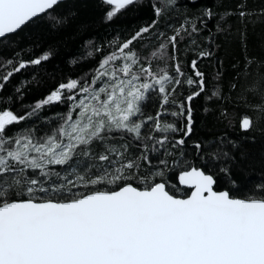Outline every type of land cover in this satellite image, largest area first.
Here are the masks:
<instances>
[{
	"label": "snow or ice",
	"instance_id": "snow-or-ice-1",
	"mask_svg": "<svg viewBox=\"0 0 264 264\" xmlns=\"http://www.w3.org/2000/svg\"><path fill=\"white\" fill-rule=\"evenodd\" d=\"M63 2L0 0V43L42 15L52 30L63 28L74 15L57 11ZM141 2L100 0L105 22ZM177 6L178 0H149L150 23L123 40L86 42L73 63L99 57L88 73L58 83L24 115L0 109V264H264V197L216 190L218 174L235 184L231 164L240 142L223 135L188 143L194 101L207 93L206 101L220 102L223 95L198 67L212 56L211 31L208 50L198 41L212 10L161 24ZM245 8L227 15L243 22L252 15ZM224 20L217 32L226 31ZM181 44L195 56L190 62L178 55ZM25 54L21 49L0 61V72L11 69L0 74V92L14 75L53 55L46 50L25 60ZM256 63L246 58L237 67L231 91L244 111L235 124L227 108L217 109L227 127L243 133L264 121V62L254 72ZM29 83L14 88L16 101ZM149 102L154 114H145ZM54 106L64 110L43 115ZM189 147L203 167L188 160ZM171 171H179V185L190 194L172 193Z\"/></svg>",
	"mask_w": 264,
	"mask_h": 264
},
{
	"label": "trees",
	"instance_id": "trees-1",
	"mask_svg": "<svg viewBox=\"0 0 264 264\" xmlns=\"http://www.w3.org/2000/svg\"><path fill=\"white\" fill-rule=\"evenodd\" d=\"M240 4H245L244 10L252 13L243 22L238 15H227L229 12L235 13ZM205 9H211L214 15L208 22V29L198 37L201 49H209L206 39L209 30L215 39L211 45L212 56L199 61L198 67L205 74L208 86L216 87L222 92L223 100L209 103L205 99L207 95L205 93L194 101V132L188 143L190 145L195 140L211 143L214 138L223 135L240 142L242 152L236 153L237 159L231 164L232 180L235 184L225 179L222 174H218L216 190H228L231 196L239 198L264 197V191L258 188L264 185V121L254 126L251 131L243 133L238 127H227L226 123L218 118L217 111L227 108L230 119L235 117L233 124L239 119V113L244 111L243 106L235 103L238 98L237 92L231 91V85L235 82L237 67H243L246 58L257 61L253 65L254 72L258 71L259 64L264 62V15L261 14L264 11V0H178L175 12L171 17L162 18L161 24H179L185 15L200 16ZM57 11L74 14L63 28L52 30L48 27L47 17L42 15L40 19L34 20L13 34L9 40L0 43V61L12 58L14 53L21 49H25L26 53L30 52L23 56L25 60L39 56L46 50L53 53L47 62L25 69L11 78L3 92H0V98H5L3 103H0V109L10 107L18 115H24L28 105L42 99L58 83L68 78L82 77L94 67L99 57L87 62L73 63L85 52L86 42L93 41L96 45H106L117 35L121 40L126 39L154 19L149 0H142L141 3L129 7L111 23L104 20L105 7L101 5L100 0H64ZM222 16L225 17L222 27L226 31L217 32L215 26ZM178 55L185 63L195 58L186 44L179 45ZM9 70L11 69L5 68L0 74ZM185 71L191 74L187 67ZM24 81L30 83L24 88L22 99L16 101L14 88ZM181 91L187 94L186 89ZM10 95L13 101L6 99ZM204 108L209 109L207 114ZM63 110L59 106H54L51 112L45 110L43 115L51 116ZM144 110L145 114H154L153 104L147 103ZM32 123L33 121L28 120L14 127L23 128ZM132 151L135 152L134 146ZM187 152L191 163L203 167L190 147ZM153 163H156L155 159ZM207 170L205 168V171ZM178 172L168 173L169 181L175 185L170 190L177 196H185L189 189L179 185Z\"/></svg>",
	"mask_w": 264,
	"mask_h": 264
},
{
	"label": "water",
	"instance_id": "water-1",
	"mask_svg": "<svg viewBox=\"0 0 264 264\" xmlns=\"http://www.w3.org/2000/svg\"><path fill=\"white\" fill-rule=\"evenodd\" d=\"M178 175H179V172H178V174H177V181H178ZM178 183H179V182H178ZM180 186H182V187H184V188H188L187 186H183V185H180ZM188 189H189V188H188ZM223 190H225V189H223ZM217 191H222V190H217ZM188 194H190V190H189ZM180 197H183V196H180ZM234 198H239V197H234Z\"/></svg>",
	"mask_w": 264,
	"mask_h": 264
}]
</instances>
